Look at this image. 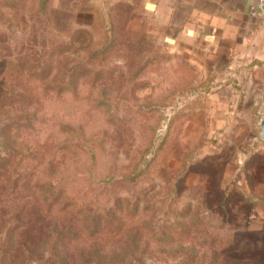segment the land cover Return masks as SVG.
I'll return each instance as SVG.
<instances>
[{
	"label": "rangeland",
	"instance_id": "obj_1",
	"mask_svg": "<svg viewBox=\"0 0 264 264\" xmlns=\"http://www.w3.org/2000/svg\"><path fill=\"white\" fill-rule=\"evenodd\" d=\"M125 0H0V264H264L242 86Z\"/></svg>",
	"mask_w": 264,
	"mask_h": 264
},
{
	"label": "crops",
	"instance_id": "obj_2",
	"mask_svg": "<svg viewBox=\"0 0 264 264\" xmlns=\"http://www.w3.org/2000/svg\"><path fill=\"white\" fill-rule=\"evenodd\" d=\"M125 2L138 6L157 29L159 44L212 71L216 83L238 81L243 99L264 117V20L258 0Z\"/></svg>",
	"mask_w": 264,
	"mask_h": 264
},
{
	"label": "built area",
	"instance_id": "obj_3",
	"mask_svg": "<svg viewBox=\"0 0 264 264\" xmlns=\"http://www.w3.org/2000/svg\"><path fill=\"white\" fill-rule=\"evenodd\" d=\"M257 12L260 15V17L264 20V0H258Z\"/></svg>",
	"mask_w": 264,
	"mask_h": 264
},
{
	"label": "water",
	"instance_id": "obj_4",
	"mask_svg": "<svg viewBox=\"0 0 264 264\" xmlns=\"http://www.w3.org/2000/svg\"><path fill=\"white\" fill-rule=\"evenodd\" d=\"M260 137L264 141V117L260 121Z\"/></svg>",
	"mask_w": 264,
	"mask_h": 264
}]
</instances>
